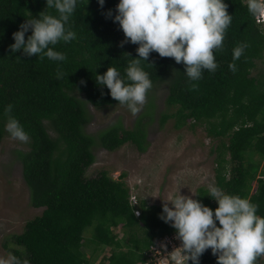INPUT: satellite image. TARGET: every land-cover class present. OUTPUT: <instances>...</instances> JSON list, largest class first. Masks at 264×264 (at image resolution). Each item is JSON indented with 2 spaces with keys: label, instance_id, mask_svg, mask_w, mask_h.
Here are the masks:
<instances>
[{
  "label": "trees",
  "instance_id": "trees-1",
  "mask_svg": "<svg viewBox=\"0 0 264 264\" xmlns=\"http://www.w3.org/2000/svg\"><path fill=\"white\" fill-rule=\"evenodd\" d=\"M118 2L105 0L101 7L98 0H78L66 24L76 38L51 46L66 56L57 62L25 56L22 50L12 53L9 46L26 20L38 18L43 11L54 16L58 12L46 8V0H0V145L11 115L29 136V148L19 157L30 202L43 208L13 237L17 248L12 256L18 264H93L106 246L111 254L102 264H139L159 237L175 233L160 219L162 205L139 198L141 215H136L125 173L118 179L107 170L87 176L95 162L96 144L110 151L127 142L140 150L148 144L141 120L131 129L118 124L95 135L85 129L90 121L88 103L98 108L119 104L106 86L97 85L96 73L102 75L112 66L123 77L129 60L138 58L137 44L121 46L124 33L113 20ZM224 2L232 21L222 47L213 50L218 65L214 72L203 70L201 79L190 81L183 63L154 51L141 67L152 85L169 80L166 103L175 110L163 114L161 123L172 118L176 128L204 126L207 135L218 141L211 151L215 186L248 199L257 206L256 214L264 217V71L253 74L258 61H264V28L249 13L247 0ZM29 35L31 29L25 39ZM240 44L247 47L233 61V49ZM233 62L235 72L229 69ZM9 105L12 111L5 114ZM195 199L213 210L218 206L203 186ZM88 228L93 232L87 238ZM89 245L91 252L85 250ZM199 259L200 264H217L211 249Z\"/></svg>",
  "mask_w": 264,
  "mask_h": 264
},
{
  "label": "clouds",
  "instance_id": "clouds-1",
  "mask_svg": "<svg viewBox=\"0 0 264 264\" xmlns=\"http://www.w3.org/2000/svg\"><path fill=\"white\" fill-rule=\"evenodd\" d=\"M98 3L102 7L105 0ZM77 4L78 0H46V8L55 9L58 16L43 11L38 18L26 20L13 33L11 52L22 50L25 56L65 61L66 56L51 46L76 38V33L67 29L66 24ZM227 7L224 0H119L113 20L124 33L121 46L137 44L138 58L129 60L123 77L112 66L102 75L96 73L97 85L106 86L111 98L126 105L135 115L152 87L149 74L141 67V61L146 62L151 52L174 58L177 64L183 63L190 81L201 79L203 70L214 72L218 65L213 50L222 47L232 21ZM247 8L253 17H264V0H247ZM29 29L31 35L25 39ZM245 47L240 44L233 49V61L241 57ZM229 69L236 71L234 62L229 64ZM11 111L9 105L5 114ZM5 130L15 140L24 143L29 140L23 126L11 115L7 116ZM209 196L218 205L214 210L191 196L181 195L180 191L162 204L160 219L175 229L181 241L177 249L186 264L189 260L200 264L199 258L207 249L216 256L217 264H256L257 258L264 256V217L256 214L257 206L216 186L209 187ZM0 264H16L15 257L10 254L7 259L0 258Z\"/></svg>",
  "mask_w": 264,
  "mask_h": 264
},
{
  "label": "rangeland",
  "instance_id": "rangeland-1",
  "mask_svg": "<svg viewBox=\"0 0 264 264\" xmlns=\"http://www.w3.org/2000/svg\"><path fill=\"white\" fill-rule=\"evenodd\" d=\"M261 69L264 71V61H258L253 74H258ZM168 91V79L152 85L146 93L145 103L135 115L126 105L98 108L87 104L90 112V121L85 127L87 133L95 135L118 124L131 129L140 120L146 124L148 133L145 150L131 142L114 151L96 144L93 148L95 162L87 170L89 178L98 176L103 170L117 179L125 173L124 180L132 187V195L159 205L177 195L178 191L195 199L199 187L209 189L215 186L216 162L211 151L218 141L209 137L202 125L176 128L172 118L161 123L163 114L175 110L166 103ZM28 148L29 140L20 142L11 138L9 133L0 145V258L4 259L12 256L13 249L17 248L14 235L22 233L27 221L43 211V208L32 206L30 190L23 176L19 153ZM115 231L122 237L120 228ZM89 232L92 234V228L87 229V238L91 235ZM85 250L91 252L92 248L89 245ZM110 254L109 246L102 247L97 257L94 255L93 264H102L103 258ZM261 264H264V257Z\"/></svg>",
  "mask_w": 264,
  "mask_h": 264
},
{
  "label": "built area",
  "instance_id": "built-area-1",
  "mask_svg": "<svg viewBox=\"0 0 264 264\" xmlns=\"http://www.w3.org/2000/svg\"><path fill=\"white\" fill-rule=\"evenodd\" d=\"M257 22L264 25V17H256ZM132 189V187H131ZM131 191L130 201L133 207H135V213L141 214V210L138 207V199L136 194ZM137 215V216H139ZM181 241L176 237V234H169L163 237H159L157 241L151 245L150 249L146 252V260L139 264H185L186 260L179 248Z\"/></svg>",
  "mask_w": 264,
  "mask_h": 264
},
{
  "label": "water",
  "instance_id": "water-1",
  "mask_svg": "<svg viewBox=\"0 0 264 264\" xmlns=\"http://www.w3.org/2000/svg\"><path fill=\"white\" fill-rule=\"evenodd\" d=\"M186 264V263H185ZM187 264H188V261H187Z\"/></svg>",
  "mask_w": 264,
  "mask_h": 264
}]
</instances>
